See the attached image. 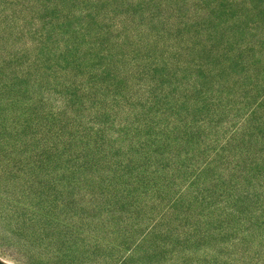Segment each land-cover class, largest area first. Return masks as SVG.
Segmentation results:
<instances>
[{
  "label": "rangeland",
  "instance_id": "374dc122",
  "mask_svg": "<svg viewBox=\"0 0 264 264\" xmlns=\"http://www.w3.org/2000/svg\"><path fill=\"white\" fill-rule=\"evenodd\" d=\"M0 260L264 264V0H0Z\"/></svg>",
  "mask_w": 264,
  "mask_h": 264
},
{
  "label": "water",
  "instance_id": "95a60500",
  "mask_svg": "<svg viewBox=\"0 0 264 264\" xmlns=\"http://www.w3.org/2000/svg\"><path fill=\"white\" fill-rule=\"evenodd\" d=\"M0 262H2V263H4V264H6L5 262H3V261H1V260H0Z\"/></svg>",
  "mask_w": 264,
  "mask_h": 264
},
{
  "label": "trees",
  "instance_id": "16d2710c",
  "mask_svg": "<svg viewBox=\"0 0 264 264\" xmlns=\"http://www.w3.org/2000/svg\"><path fill=\"white\" fill-rule=\"evenodd\" d=\"M0 264H4V263L0 262Z\"/></svg>",
  "mask_w": 264,
  "mask_h": 264
}]
</instances>
